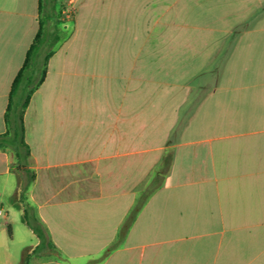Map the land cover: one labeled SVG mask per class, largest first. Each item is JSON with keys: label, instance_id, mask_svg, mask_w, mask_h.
Wrapping results in <instances>:
<instances>
[{"label": "crops", "instance_id": "1", "mask_svg": "<svg viewBox=\"0 0 264 264\" xmlns=\"http://www.w3.org/2000/svg\"><path fill=\"white\" fill-rule=\"evenodd\" d=\"M39 5L0 0V134ZM54 7L23 115L26 202L28 174L0 149V264L25 204L54 245L22 220L30 264H264V0Z\"/></svg>", "mask_w": 264, "mask_h": 264}, {"label": "trees", "instance_id": "2", "mask_svg": "<svg viewBox=\"0 0 264 264\" xmlns=\"http://www.w3.org/2000/svg\"><path fill=\"white\" fill-rule=\"evenodd\" d=\"M57 1L40 0L39 29L27 50L21 68L13 79L4 114L6 131L0 134V149L13 153L17 167L23 168L28 174V179L21 190V202H26L28 189L34 180V172L27 165L30 149L24 138L23 115L32 94L45 79L47 61L53 54L54 45L59 40L58 33L53 32L51 36H47L46 33V22L49 18L47 8L50 6V8L54 9ZM46 42L47 47L43 49ZM23 212V221L26 222L40 239L37 247L53 248L54 245L49 238L44 224L35 214L30 212L28 204L24 205ZM24 264H30L29 256L26 257Z\"/></svg>", "mask_w": 264, "mask_h": 264}, {"label": "rangeland", "instance_id": "3", "mask_svg": "<svg viewBox=\"0 0 264 264\" xmlns=\"http://www.w3.org/2000/svg\"><path fill=\"white\" fill-rule=\"evenodd\" d=\"M57 18H59V22L69 24V21L73 18L74 12L67 11V13H62L61 10L56 8ZM60 10V11H59ZM53 23L51 26L53 27ZM230 66V64H228ZM230 69L234 68V64H231ZM14 218H12L13 222L11 223L14 227V238L10 239V249L12 251V256L9 259L10 264H24V259L22 258V253L27 248L31 247L35 242L36 238L30 233L29 229L22 222L23 220V210L19 207H14ZM1 219V216H0ZM8 224V226H11ZM12 226L10 227L12 229ZM11 231V230H10ZM9 233L7 232V236ZM12 235V234H11ZM8 238H10V236Z\"/></svg>", "mask_w": 264, "mask_h": 264}]
</instances>
